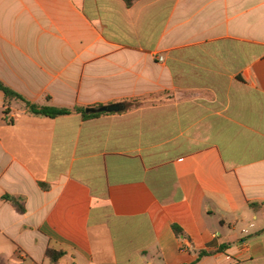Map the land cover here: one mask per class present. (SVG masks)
Here are the masks:
<instances>
[{
	"label": "crops",
	"instance_id": "crops-1",
	"mask_svg": "<svg viewBox=\"0 0 264 264\" xmlns=\"http://www.w3.org/2000/svg\"><path fill=\"white\" fill-rule=\"evenodd\" d=\"M0 81L123 107L0 91L3 264H264V0H0Z\"/></svg>",
	"mask_w": 264,
	"mask_h": 264
},
{
	"label": "trees",
	"instance_id": "trees-1",
	"mask_svg": "<svg viewBox=\"0 0 264 264\" xmlns=\"http://www.w3.org/2000/svg\"><path fill=\"white\" fill-rule=\"evenodd\" d=\"M124 1L126 2L128 7H132L139 0H124ZM0 91H2L5 95V101L6 102H5L4 114L6 115V117L11 112L10 107H11V103L13 100H19V101L23 102L25 104L28 112L35 115V116H44V117H48V118H52V119H55V118H58L61 116H69V115L76 114V113H81L83 115L84 119H88V118L97 117L99 115H103V114L107 113V112H101V113L87 114L86 110L81 109V108L67 109V108L56 107L53 105L35 104V103L27 100L26 98H24L22 95L18 94L17 92L12 90L8 86H6L2 81H0ZM135 103H138V102H135ZM6 199L11 201L12 204L16 207V209L19 212H21V213L25 212L24 204L21 203V201H19L17 198L6 197ZM204 255H205L204 253H201V256H204ZM48 256L52 260H58L59 254L56 251L49 250ZM0 264H3V263L0 261Z\"/></svg>",
	"mask_w": 264,
	"mask_h": 264
},
{
	"label": "water",
	"instance_id": "water-1",
	"mask_svg": "<svg viewBox=\"0 0 264 264\" xmlns=\"http://www.w3.org/2000/svg\"><path fill=\"white\" fill-rule=\"evenodd\" d=\"M122 110H123V107L121 105H112V106L101 107L98 109L90 108L86 110V113L87 114H94V113H101V112L112 113V112H119Z\"/></svg>",
	"mask_w": 264,
	"mask_h": 264
},
{
	"label": "built area",
	"instance_id": "built-area-1",
	"mask_svg": "<svg viewBox=\"0 0 264 264\" xmlns=\"http://www.w3.org/2000/svg\"><path fill=\"white\" fill-rule=\"evenodd\" d=\"M160 61H161V62L163 61V58H162V57L160 58Z\"/></svg>",
	"mask_w": 264,
	"mask_h": 264
}]
</instances>
